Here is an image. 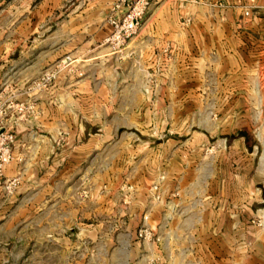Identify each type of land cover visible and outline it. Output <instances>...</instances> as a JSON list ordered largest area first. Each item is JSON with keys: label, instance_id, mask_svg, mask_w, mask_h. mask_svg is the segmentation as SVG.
<instances>
[{"label": "rangeland", "instance_id": "rangeland-1", "mask_svg": "<svg viewBox=\"0 0 264 264\" xmlns=\"http://www.w3.org/2000/svg\"><path fill=\"white\" fill-rule=\"evenodd\" d=\"M156 2L0 0V264H123L172 225L236 221L223 195L255 151L227 148V60L149 62Z\"/></svg>", "mask_w": 264, "mask_h": 264}, {"label": "crops", "instance_id": "crops-1", "mask_svg": "<svg viewBox=\"0 0 264 264\" xmlns=\"http://www.w3.org/2000/svg\"><path fill=\"white\" fill-rule=\"evenodd\" d=\"M155 5L134 48L143 47L151 63L167 48L182 68L198 69L200 63L214 62L216 54L226 58L227 132L239 138L227 148L255 151L254 157L239 159L240 166L254 165V173L249 180L237 170L235 178L247 180L239 181L233 198L223 195L227 214L237 215L235 222L192 225L188 239L172 225L156 243L129 246L123 264H264V225L259 229L241 220L249 205L264 216V0H158ZM94 35L100 42L102 36ZM251 134L255 143L246 141Z\"/></svg>", "mask_w": 264, "mask_h": 264}]
</instances>
